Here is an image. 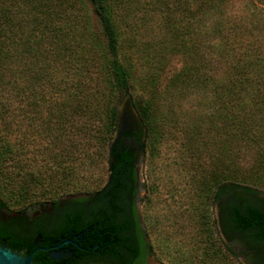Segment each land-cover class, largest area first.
<instances>
[{
    "label": "trees",
    "instance_id": "obj_1",
    "mask_svg": "<svg viewBox=\"0 0 264 264\" xmlns=\"http://www.w3.org/2000/svg\"><path fill=\"white\" fill-rule=\"evenodd\" d=\"M136 52L152 60L179 53L175 83L213 89L202 129L214 149L198 155L195 181L206 202L219 201L230 241L264 264V192L248 183L264 182V0H0V177L9 185L8 200L0 196V244L35 250V264H147L154 250L137 205L136 165L158 136L149 90L164 68L136 76ZM131 91L148 95L135 100L146 137L127 131L110 147L118 98ZM21 94L37 121L49 113L32 157L29 133L13 137ZM79 152L104 166L99 187L81 175ZM244 153L253 158L248 167ZM37 186L91 196L51 197ZM47 202L51 211L26 214ZM202 217L215 240L209 213ZM68 238L72 253L53 258L51 248Z\"/></svg>",
    "mask_w": 264,
    "mask_h": 264
},
{
    "label": "rangeland",
    "instance_id": "obj_2",
    "mask_svg": "<svg viewBox=\"0 0 264 264\" xmlns=\"http://www.w3.org/2000/svg\"><path fill=\"white\" fill-rule=\"evenodd\" d=\"M96 28L101 31L98 23ZM162 54L157 60H152L151 57L143 58L141 53L136 52V64L132 68L136 70V76L152 73L155 70L152 68L160 65L164 68V72L159 75L158 84L153 89H148L149 94L153 93L155 97L158 136L154 143L149 145L146 156H142L139 163L137 205L154 250L150 259L153 264H254L243 255V244L238 243L235 238L232 241L227 239L221 224L219 201L211 199L206 202L204 186L195 181L194 170L202 154L208 155L214 149L211 136L207 133L204 135L205 124L202 117L213 113V89L198 84L188 86L178 81L175 83L176 71L183 65L184 59L179 53L169 52L164 58ZM19 82L22 83V80ZM140 92L142 95L131 91L128 103H131L141 118L137 121V127L141 129L145 126L146 137L147 128L137 110L135 100L148 95L147 92ZM22 99L21 94L16 103V131L13 137L22 138L24 133H29L30 141H27L31 144L27 145L26 150L32 157L35 153L32 144L34 139L37 142L39 138L36 127H40V123L45 125V118L49 113L47 108L44 109L41 121H37L31 105H27ZM125 99L126 95L118 98V114ZM210 124L207 121L206 125ZM200 154L201 156H198ZM76 158L77 162H80L78 165L81 175L89 184V188L99 187L106 176L104 166L99 168L90 161L84 163V153L79 152ZM241 159L244 166L253 162V158L247 153H244ZM105 162L106 157H103V164ZM9 168L14 173L17 170L16 167ZM3 179L0 177V196L8 200L9 185L5 186ZM251 180L248 183L264 192V182ZM53 186L47 187L46 190V187L39 186L35 189L38 194L46 192L51 197L65 199L69 196L62 192V188ZM43 197L41 195V199ZM37 208L38 205L29 206L33 212ZM203 211L209 213L210 224L214 228L213 241L206 237Z\"/></svg>",
    "mask_w": 264,
    "mask_h": 264
},
{
    "label": "water",
    "instance_id": "obj_3",
    "mask_svg": "<svg viewBox=\"0 0 264 264\" xmlns=\"http://www.w3.org/2000/svg\"><path fill=\"white\" fill-rule=\"evenodd\" d=\"M130 95H126V99L123 102V105L120 108L116 128L114 130L113 136L110 141V147L115 146L122 138L123 134L127 131L139 130L140 128L137 127V121L141 120L138 117L135 108L128 103ZM145 132V126H142L140 129ZM145 137V136H144ZM142 154L140 155L139 161L136 165L137 168V175H138V185H139V178H140V170H139V163L141 161ZM82 196H91V194L81 193L75 194L68 197H82ZM35 250H33L30 254L24 255L22 253L16 252L12 250L10 247H6L0 244V264H35L33 261ZM53 258H57V253L52 250L50 252ZM153 263V262H152Z\"/></svg>",
    "mask_w": 264,
    "mask_h": 264
},
{
    "label": "flooded vegetation",
    "instance_id": "obj_4",
    "mask_svg": "<svg viewBox=\"0 0 264 264\" xmlns=\"http://www.w3.org/2000/svg\"><path fill=\"white\" fill-rule=\"evenodd\" d=\"M51 210H52V203L47 202L44 206L39 205L35 212H33V210L27 208L26 214L30 217H36L37 215L43 214L45 211H51ZM3 213L5 214V211ZM10 215H14V214L10 213ZM222 228H223V225H222ZM223 231H224L227 239L229 240V238H228L229 234L224 229H223ZM73 242H75V241L72 239H69V238L65 239L62 242L56 244L53 248H51L50 252L52 250H54L57 253V258H55V259H59L61 257L69 256L72 253L71 246H72ZM245 248L248 249V247H246V246H245ZM263 251H264V249H263ZM243 255H245V257H247L252 263L261 264V258L259 256V254L256 253L252 248H249V253L247 255L246 254H243ZM151 256H152V254L148 251V253L146 254V263L147 264H153L151 259H150Z\"/></svg>",
    "mask_w": 264,
    "mask_h": 264
}]
</instances>
